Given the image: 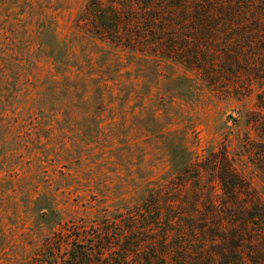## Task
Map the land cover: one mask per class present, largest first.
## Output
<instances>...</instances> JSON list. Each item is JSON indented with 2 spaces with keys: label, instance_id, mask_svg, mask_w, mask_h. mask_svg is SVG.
Returning a JSON list of instances; mask_svg holds the SVG:
<instances>
[{
  "label": "rangeland",
  "instance_id": "obj_1",
  "mask_svg": "<svg viewBox=\"0 0 264 264\" xmlns=\"http://www.w3.org/2000/svg\"><path fill=\"white\" fill-rule=\"evenodd\" d=\"M114 1L0 0V264H39L51 231L92 232L148 190L207 211L225 195V153L248 187L240 197L264 202L257 81L222 71L225 45L196 47L199 24L184 20L193 0L114 5L111 39L91 6L110 12ZM252 240L251 263L264 236Z\"/></svg>",
  "mask_w": 264,
  "mask_h": 264
},
{
  "label": "trees",
  "instance_id": "obj_2",
  "mask_svg": "<svg viewBox=\"0 0 264 264\" xmlns=\"http://www.w3.org/2000/svg\"><path fill=\"white\" fill-rule=\"evenodd\" d=\"M154 1L157 0H115L111 5L139 3L151 10ZM166 1L173 8L185 7L189 2ZM193 1L194 12L187 13L190 19L184 20L199 24L192 29L205 44L196 47L210 50L208 44L211 42L218 43L219 47L225 45L218 60L222 71L238 76L248 72L260 89L256 93L257 102L264 106V0ZM91 8L92 15L104 24L111 39L121 34L118 30L121 13L116 6L115 10L110 8L107 12L95 2ZM183 13H179L181 18H184ZM222 42L225 43L222 45ZM211 65L207 59L202 68L210 69ZM226 154L219 170L225 195L222 199L208 197L207 211L198 214L180 211L179 200L163 199L160 191L148 190L135 202V207L124 209L106 221H94L90 226L96 230L92 232L88 231V226L78 225L59 232L51 231L38 263L264 264V250L253 252L251 263L246 259L244 248L245 245L250 247L249 243L257 234L264 236V202L251 197L248 203L240 197L239 190L248 187H243V180ZM191 199L195 205L201 201L198 197ZM121 229L124 232L119 231ZM146 233L158 237H142ZM114 239L120 242L115 244ZM113 250L117 251L115 256L110 262H104Z\"/></svg>",
  "mask_w": 264,
  "mask_h": 264
}]
</instances>
